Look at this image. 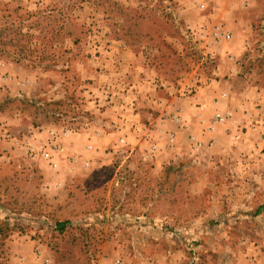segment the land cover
I'll list each match as a JSON object with an SVG mask.
<instances>
[{"label":"rangeland","instance_id":"1","mask_svg":"<svg viewBox=\"0 0 264 264\" xmlns=\"http://www.w3.org/2000/svg\"><path fill=\"white\" fill-rule=\"evenodd\" d=\"M0 264H264V0H0Z\"/></svg>","mask_w":264,"mask_h":264},{"label":"trees","instance_id":"2","mask_svg":"<svg viewBox=\"0 0 264 264\" xmlns=\"http://www.w3.org/2000/svg\"><path fill=\"white\" fill-rule=\"evenodd\" d=\"M65 225H66L65 222H59V223H57V228H58L59 230H63L64 227H65Z\"/></svg>","mask_w":264,"mask_h":264}]
</instances>
